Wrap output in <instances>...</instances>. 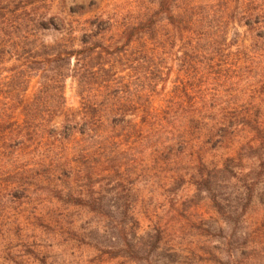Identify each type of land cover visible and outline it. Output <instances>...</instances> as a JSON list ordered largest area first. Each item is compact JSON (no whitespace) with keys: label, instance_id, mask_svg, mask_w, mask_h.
<instances>
[{"label":"trees","instance_id":"trees-1","mask_svg":"<svg viewBox=\"0 0 264 264\" xmlns=\"http://www.w3.org/2000/svg\"><path fill=\"white\" fill-rule=\"evenodd\" d=\"M17 4L0 0V199L19 203L33 193L31 189L45 191L63 205L51 207V215L61 216L73 206L92 218L116 219L117 231L128 235L127 223H138L137 185L149 186L153 194L169 184L166 174L173 175L171 184L183 182L188 174L190 185L205 192L223 224L219 230L230 248L228 258L243 253L246 235L242 238L240 232L258 195L251 176L262 173L254 169L251 176H241L239 162L242 151H253L264 166L261 113L222 105L224 96L218 93L207 100L204 95L197 97V62L212 70L214 57H228L225 47L230 44L224 38L180 41L181 54L177 52L175 58L187 80L177 76L167 91V60L178 41H131L152 35L158 20L150 17L126 26L125 40L112 47L102 41L48 44L27 41L29 23L34 21L40 30L46 22L14 13ZM8 8L12 11L5 12ZM156 14L166 15L178 28L167 0L160 1ZM259 22L257 12L246 16L249 30L260 32L255 39L264 37ZM262 45L251 41L237 50L232 72L239 73V61L249 67L257 63ZM34 79L36 89L29 96ZM67 80L78 98L76 107H67ZM234 95L228 96L234 99ZM197 98L206 103L197 106ZM240 139L247 141L237 156L222 162L206 160L208 150L227 148ZM234 178L238 184L232 182ZM229 188L234 195L225 193ZM150 223L148 237L155 244L162 235H170L160 220ZM136 254L132 251L130 258Z\"/></svg>","mask_w":264,"mask_h":264},{"label":"rangeland","instance_id":"rangeland-1","mask_svg":"<svg viewBox=\"0 0 264 264\" xmlns=\"http://www.w3.org/2000/svg\"><path fill=\"white\" fill-rule=\"evenodd\" d=\"M13 1L18 3L17 9L10 7L14 13L35 21L43 18L46 22L44 29L36 30L32 24L34 21H31L27 28L31 35L27 41L48 44L102 41L112 47L116 41L125 40L123 30L126 26L143 23L150 17L158 20L152 35L136 36L131 41H178L167 60V91H171L177 76L187 80L180 70L181 62L175 58L177 52L181 54L180 41H196V37L197 41H221L224 38L230 44L225 47L228 48V57L215 56L212 70L204 62H197V97L204 95L207 100L210 94L218 93L224 96L222 105L246 107L252 114L259 110L264 126V37L255 39L254 35L260 32L250 31L246 24V16L257 12L261 24H253V27L262 26L264 31V0H167L177 17L178 28L166 15L156 14L161 0ZM12 9H5V12ZM251 41L263 42L259 52L261 59L250 65L252 67L239 61L236 66L239 73L235 74L230 66L233 54ZM216 71L220 74L217 75ZM238 74L240 78L236 77ZM192 86L187 87L192 90ZM35 89L34 79L27 94L32 95ZM65 96L67 107L78 105L69 80ZM205 103L197 98V106ZM246 141L240 139L228 144L227 148L208 150L206 160L222 162L227 156H237ZM241 154L242 160L238 161L241 176H251L249 173L254 169L256 173L260 170L262 173L251 176L258 195L240 232L242 238L246 235L247 245L243 253L228 258L230 248L225 247L220 236L222 223L205 192L190 185L188 174L183 182L171 184L173 175L168 173L165 178L169 184L165 189H155L153 194L149 186L137 185L134 207L138 223H127L128 235L117 231L116 219L92 218L73 206L61 216L51 215V207L62 208L63 205L51 200L45 191L31 189L33 193L19 203L1 198L0 264H264V166L261 168L253 151H242ZM236 181V178L232 180L238 184ZM230 192L233 194L232 188L225 189V193ZM40 197L46 201H41ZM150 219L160 220L170 233L162 235L156 244L154 238L148 237ZM243 241L240 239L238 243ZM132 251L137 253L134 259L130 258ZM228 259L231 262L227 263Z\"/></svg>","mask_w":264,"mask_h":264}]
</instances>
